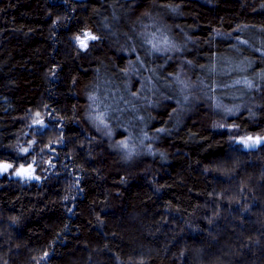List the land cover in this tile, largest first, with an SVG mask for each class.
<instances>
[{"label":"trees","instance_id":"trees-1","mask_svg":"<svg viewBox=\"0 0 264 264\" xmlns=\"http://www.w3.org/2000/svg\"><path fill=\"white\" fill-rule=\"evenodd\" d=\"M261 133L264 0H0V264H264Z\"/></svg>","mask_w":264,"mask_h":264},{"label":"snow or ice","instance_id":"snow-or-ice-1","mask_svg":"<svg viewBox=\"0 0 264 264\" xmlns=\"http://www.w3.org/2000/svg\"><path fill=\"white\" fill-rule=\"evenodd\" d=\"M98 37L95 36V35H92L91 33H84L82 36H77L75 37V40L78 42L79 44V47L81 49H87L89 47V42L90 41H95L97 40ZM149 43L152 44V47L154 50L156 51H162V50H166V49H162L160 47L159 44L157 43H153L152 41H149ZM162 43L164 45H168V40L167 38H164ZM239 83V81L237 82ZM249 86H251L249 84ZM94 99V98H93ZM230 111V110H229ZM36 116L39 117L40 116V113L37 112L36 113ZM95 120L99 121V123L101 125H103L105 128L108 127V125L106 124L105 122V117H104V114L101 112V113H98L95 117H94ZM34 124H39L41 125L42 127L44 126V121L43 120H39V119H34L33 121ZM159 131H164V129H159ZM107 134H110V131L107 133ZM246 147H249V148H254L256 147L257 145L261 144V143H264V136H256L255 138L249 136L247 138H242V141H241ZM120 145L125 148V149H128L129 148V145L126 141H120ZM22 152H28V148H22L21 149ZM131 154V150L129 151V155ZM49 163H51L49 161ZM13 167L12 164H9V163H0V174L2 173H5V172H8L9 169H11ZM29 169H31V166H29ZM29 169H25L23 167V165H21L19 168H17L15 171H14V175H17V176H23L24 178L26 179H36V180H39L40 177L39 176H35L33 175V172L30 171ZM65 199H68V197H65ZM48 253H45L44 256L47 257Z\"/></svg>","mask_w":264,"mask_h":264},{"label":"rangeland","instance_id":"rangeland-1","mask_svg":"<svg viewBox=\"0 0 264 264\" xmlns=\"http://www.w3.org/2000/svg\"><path fill=\"white\" fill-rule=\"evenodd\" d=\"M163 41V40H162ZM105 117V116H104ZM99 122V121H98ZM264 136V133H261V134H255V135H246V134H244L243 136H241L239 139H238V144H239V146H241V147H244V148H249V147H246L241 141H242V138H247V137H249V136H251V137H253V138H255L256 136ZM121 141H124V139L123 140H121ZM258 146V145H257ZM130 148H131V146H129V148L128 149H125V151H126V153L129 155V151H130ZM13 171H15V169L13 170Z\"/></svg>","mask_w":264,"mask_h":264},{"label":"water","instance_id":"water-1","mask_svg":"<svg viewBox=\"0 0 264 264\" xmlns=\"http://www.w3.org/2000/svg\"><path fill=\"white\" fill-rule=\"evenodd\" d=\"M2 163H4V162H2ZM6 163H9L10 164V162H6ZM29 166H31V169H29ZM23 167L25 168V169H29L30 171H32V165L31 164H28V165H23ZM33 172V171H32ZM34 175V174H33ZM23 177V176H22Z\"/></svg>","mask_w":264,"mask_h":264},{"label":"flooded vegetation","instance_id":"flooded-vegetation-1","mask_svg":"<svg viewBox=\"0 0 264 264\" xmlns=\"http://www.w3.org/2000/svg\"><path fill=\"white\" fill-rule=\"evenodd\" d=\"M11 163V162H10ZM21 165L18 166V168L20 167ZM16 170V169H15Z\"/></svg>","mask_w":264,"mask_h":264}]
</instances>
